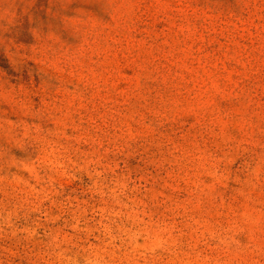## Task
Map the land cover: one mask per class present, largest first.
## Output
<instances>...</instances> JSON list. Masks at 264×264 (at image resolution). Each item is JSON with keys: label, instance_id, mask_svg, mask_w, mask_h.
Returning <instances> with one entry per match:
<instances>
[{"label": "rangeland", "instance_id": "1", "mask_svg": "<svg viewBox=\"0 0 264 264\" xmlns=\"http://www.w3.org/2000/svg\"><path fill=\"white\" fill-rule=\"evenodd\" d=\"M0 264H264V0H0Z\"/></svg>", "mask_w": 264, "mask_h": 264}]
</instances>
